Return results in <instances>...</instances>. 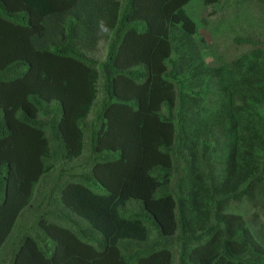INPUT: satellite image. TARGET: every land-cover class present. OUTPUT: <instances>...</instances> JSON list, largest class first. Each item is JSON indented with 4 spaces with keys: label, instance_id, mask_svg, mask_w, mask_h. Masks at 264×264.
I'll return each mask as SVG.
<instances>
[{
    "label": "trees",
    "instance_id": "obj_1",
    "mask_svg": "<svg viewBox=\"0 0 264 264\" xmlns=\"http://www.w3.org/2000/svg\"><path fill=\"white\" fill-rule=\"evenodd\" d=\"M193 1L0 0V264H264L245 217L264 207V41L210 68ZM87 146L38 204L62 209L64 186L69 219L16 241L41 177Z\"/></svg>",
    "mask_w": 264,
    "mask_h": 264
},
{
    "label": "rangeland",
    "instance_id": "obj_2",
    "mask_svg": "<svg viewBox=\"0 0 264 264\" xmlns=\"http://www.w3.org/2000/svg\"><path fill=\"white\" fill-rule=\"evenodd\" d=\"M68 4H72V1ZM185 11L196 23L197 33L195 35V40L201 47L205 48L203 50V56L206 65L210 68H221L224 65H229L234 60H237L252 51V46L239 43L237 38H242L244 41L247 40V38L253 41H264L263 0H223L217 5H206L202 0H195L185 6ZM94 52L91 53L92 57L104 60L107 54V45L101 44L99 50L95 53ZM212 92H214L213 98H217V96L214 95L218 93L217 90H212ZM102 99L103 94L102 92H99L97 103L87 119L89 124L93 122L96 116L95 112L101 105ZM206 105L207 104L201 109V107H194L192 104L193 108L189 113L190 118L197 117L205 122ZM54 118L56 121H59L58 117L54 116ZM52 119L53 118H50V121ZM55 138L56 134L53 133L51 143L54 140L56 141ZM89 155V149L87 146L86 151L81 158L69 163L62 161L46 177H44L45 174L41 177L40 181L35 186L36 190L33 198H36V202L33 203L34 206L24 212L18 220L20 225L18 227L19 234H17L18 236L15 238L16 241H18L20 236L35 234L32 227L35 215H39V221L42 219L40 218L41 215H48L49 217L60 216L62 219H69V216L66 213L67 209L61 203V193L64 186H61L62 188H60V192H57L59 193L58 201L62 206V209H59L58 205L54 203L57 209H44L42 211H37L39 208L38 204L40 203L42 195H48V193L51 192V189L54 188L56 182H58L57 180L62 169H65L66 172L60 183H63L64 180H70L71 174L75 175L82 171L89 170L87 164ZM223 156L226 158V150L223 152ZM100 161L102 160L100 159ZM43 178L45 179L43 180ZM175 180H177L176 177ZM173 187H175V183L172 188ZM98 192L105 193L102 188H99ZM51 202H54V200H51ZM37 212L41 213L37 214ZM245 217L253 229H257L264 235L263 205H261V207L253 205L248 206ZM44 218L48 219L46 216H44ZM49 221L54 223V220ZM15 236H13V238ZM178 244L179 241L176 242L175 246ZM11 262H13V257L11 258V254H6V260H3L2 264H12Z\"/></svg>",
    "mask_w": 264,
    "mask_h": 264
},
{
    "label": "clouds",
    "instance_id": "obj_3",
    "mask_svg": "<svg viewBox=\"0 0 264 264\" xmlns=\"http://www.w3.org/2000/svg\"><path fill=\"white\" fill-rule=\"evenodd\" d=\"M26 211H27V210H25L24 212H26ZM24 212L22 213V215L24 214ZM22 215H21V216H22ZM19 219H20V218H19Z\"/></svg>",
    "mask_w": 264,
    "mask_h": 264
}]
</instances>
